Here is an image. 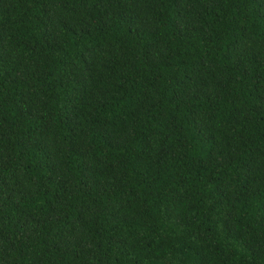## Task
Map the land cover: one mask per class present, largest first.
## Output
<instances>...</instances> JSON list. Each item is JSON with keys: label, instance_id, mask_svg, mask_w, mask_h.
Here are the masks:
<instances>
[{"label": "trees", "instance_id": "1", "mask_svg": "<svg viewBox=\"0 0 264 264\" xmlns=\"http://www.w3.org/2000/svg\"><path fill=\"white\" fill-rule=\"evenodd\" d=\"M0 264H264V0H0Z\"/></svg>", "mask_w": 264, "mask_h": 264}]
</instances>
